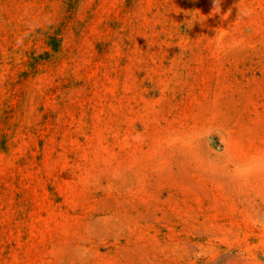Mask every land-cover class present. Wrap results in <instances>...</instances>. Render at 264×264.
Returning a JSON list of instances; mask_svg holds the SVG:
<instances>
[{"label": "rangeland", "instance_id": "374dc122", "mask_svg": "<svg viewBox=\"0 0 264 264\" xmlns=\"http://www.w3.org/2000/svg\"><path fill=\"white\" fill-rule=\"evenodd\" d=\"M0 264H264V0H0Z\"/></svg>", "mask_w": 264, "mask_h": 264}]
</instances>
